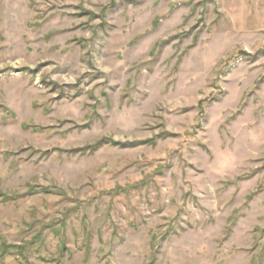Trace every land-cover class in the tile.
Segmentation results:
<instances>
[{"label": "rangeland", "instance_id": "1", "mask_svg": "<svg viewBox=\"0 0 264 264\" xmlns=\"http://www.w3.org/2000/svg\"><path fill=\"white\" fill-rule=\"evenodd\" d=\"M0 264H264V0H0Z\"/></svg>", "mask_w": 264, "mask_h": 264}, {"label": "trees", "instance_id": "2", "mask_svg": "<svg viewBox=\"0 0 264 264\" xmlns=\"http://www.w3.org/2000/svg\"><path fill=\"white\" fill-rule=\"evenodd\" d=\"M114 144H117V143H114Z\"/></svg>", "mask_w": 264, "mask_h": 264}]
</instances>
